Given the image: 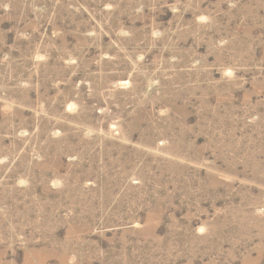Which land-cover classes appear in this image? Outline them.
Listing matches in <instances>:
<instances>
[{"label": "rangeland", "instance_id": "374dc122", "mask_svg": "<svg viewBox=\"0 0 264 264\" xmlns=\"http://www.w3.org/2000/svg\"><path fill=\"white\" fill-rule=\"evenodd\" d=\"M0 264H264V0H0Z\"/></svg>", "mask_w": 264, "mask_h": 264}]
</instances>
